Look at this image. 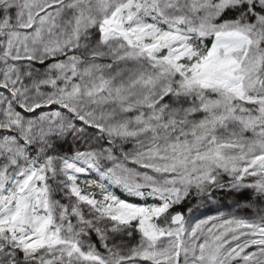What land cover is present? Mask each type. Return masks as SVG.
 <instances>
[{
  "label": "snow or ice",
  "instance_id": "1",
  "mask_svg": "<svg viewBox=\"0 0 264 264\" xmlns=\"http://www.w3.org/2000/svg\"><path fill=\"white\" fill-rule=\"evenodd\" d=\"M0 264H264V0H0Z\"/></svg>",
  "mask_w": 264,
  "mask_h": 264
}]
</instances>
